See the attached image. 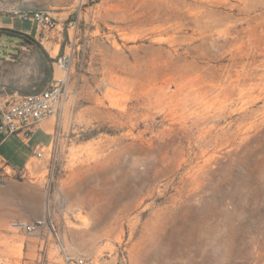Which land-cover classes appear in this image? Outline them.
Wrapping results in <instances>:
<instances>
[{
    "label": "rangeland",
    "instance_id": "rangeland-1",
    "mask_svg": "<svg viewBox=\"0 0 264 264\" xmlns=\"http://www.w3.org/2000/svg\"><path fill=\"white\" fill-rule=\"evenodd\" d=\"M36 10L64 25L62 53L41 45L71 54L68 92L45 158L0 183L39 193L3 212L50 215L53 244L105 264H264V0H0ZM0 53V97L37 89L32 46Z\"/></svg>",
    "mask_w": 264,
    "mask_h": 264
},
{
    "label": "built area",
    "instance_id": "built-area-1",
    "mask_svg": "<svg viewBox=\"0 0 264 264\" xmlns=\"http://www.w3.org/2000/svg\"><path fill=\"white\" fill-rule=\"evenodd\" d=\"M21 22L37 24L45 29L61 31L64 25L59 24L57 19L49 12L43 10L22 11L16 14ZM66 30L76 28L77 21L70 20L66 23ZM53 62V76L50 82L40 89H33L29 94L7 95L0 99V143L10 136H17L23 143H27L41 122L55 115L63 108L67 98L68 83L67 75L71 68L72 56L64 53L57 56ZM34 156L42 159L43 151L34 150ZM14 174L0 157V183L5 176ZM9 226L15 232L25 235L51 237L58 240V230L50 215L31 221L24 219H12ZM60 264H105L100 259L86 258L81 256H69L63 252ZM115 264H124V260H118Z\"/></svg>",
    "mask_w": 264,
    "mask_h": 264
},
{
    "label": "crops",
    "instance_id": "crops-1",
    "mask_svg": "<svg viewBox=\"0 0 264 264\" xmlns=\"http://www.w3.org/2000/svg\"><path fill=\"white\" fill-rule=\"evenodd\" d=\"M0 29L12 30L19 34L28 36L31 35L39 44L42 45V38L45 37L48 39L49 37H56L57 42L55 43V46L61 47L62 45V32L59 28L55 30L45 29L37 24L21 22L17 19V17L0 16ZM80 38L81 37L78 31L75 33L68 32L70 46L72 44L76 45ZM27 46L29 47L30 45ZM70 48L67 46L65 49L68 52ZM19 49L22 50L23 47H20ZM53 50H56V47ZM9 55L11 54H8L6 59L0 57V68H2L3 64L8 61ZM55 57L56 56L52 58ZM0 99L2 100L4 97H0ZM52 118L41 122L26 144L23 143L17 136H10L1 141L0 150H3V152L8 154L12 162H9L2 156L0 157L7 164L8 168L14 172L13 176L26 173L27 166L30 165L33 160L41 161L45 158L46 151L52 147L54 141L53 131L55 120H52ZM35 148H37L38 151H43L42 159H37L34 156ZM39 189L40 186L30 184L27 181H24L23 183L8 181L4 185L0 186V264H54L48 260V253L52 250V246H55L57 251L60 249L56 246V244L51 242V237L40 238L37 235L25 236L14 232V230H9L7 227L9 226V221L12 219H24L31 221L38 219L39 217L37 215L32 216L28 214V210L23 212H17L14 209L4 212L2 210V205H10L18 197L29 201L30 198L39 193ZM8 219L9 221L7 224L6 221ZM22 237L24 238L23 240H21ZM20 244H22L21 259L11 253V250L16 249ZM42 253L43 261H41Z\"/></svg>",
    "mask_w": 264,
    "mask_h": 264
},
{
    "label": "trees",
    "instance_id": "trees-1",
    "mask_svg": "<svg viewBox=\"0 0 264 264\" xmlns=\"http://www.w3.org/2000/svg\"><path fill=\"white\" fill-rule=\"evenodd\" d=\"M1 36H10L19 38L22 40V44H27L32 46L38 56H39V66H40V84L38 85L37 89H40L46 85V83L50 82L53 76V67L52 64L55 60L49 57L48 53L45 51L43 46L39 44L33 36L23 35L19 34L17 32H14L12 30L7 29H0V37ZM63 51V44L60 47V53ZM31 88H28L22 94H29L31 93Z\"/></svg>",
    "mask_w": 264,
    "mask_h": 264
},
{
    "label": "bare ground",
    "instance_id": "bare-ground-1",
    "mask_svg": "<svg viewBox=\"0 0 264 264\" xmlns=\"http://www.w3.org/2000/svg\"><path fill=\"white\" fill-rule=\"evenodd\" d=\"M249 78V77H248ZM237 79V78H236ZM260 79V78H259ZM234 80V79H233ZM252 84V83H251ZM254 84H256V83H254ZM254 84H252V85H254ZM233 85V84H232ZM251 85V86H252ZM223 86H225V84L223 85ZM234 86V85H233ZM237 86V85H236ZM211 88V87H210ZM218 89V88H217ZM231 93V92H230ZM236 94V93H235ZM243 94V93H242ZM205 96V95H204ZM203 99H204V97H203Z\"/></svg>",
    "mask_w": 264,
    "mask_h": 264
}]
</instances>
